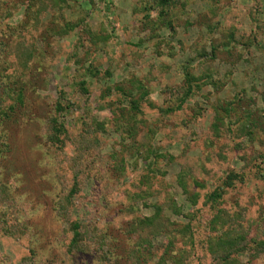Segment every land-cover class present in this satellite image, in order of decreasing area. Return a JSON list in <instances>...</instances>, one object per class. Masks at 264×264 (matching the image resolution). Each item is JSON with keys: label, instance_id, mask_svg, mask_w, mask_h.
<instances>
[{"label": "rangeland", "instance_id": "rangeland-1", "mask_svg": "<svg viewBox=\"0 0 264 264\" xmlns=\"http://www.w3.org/2000/svg\"><path fill=\"white\" fill-rule=\"evenodd\" d=\"M263 244L264 0H0V264Z\"/></svg>", "mask_w": 264, "mask_h": 264}, {"label": "trees", "instance_id": "trees-1", "mask_svg": "<svg viewBox=\"0 0 264 264\" xmlns=\"http://www.w3.org/2000/svg\"><path fill=\"white\" fill-rule=\"evenodd\" d=\"M189 79H191V78L189 77L188 80H189ZM190 95H191V92H190V90H188L187 93H186V98H185V100L188 99V98L190 97ZM56 122H57V120H56ZM56 125H57V124H56ZM232 178H233V177H232ZM232 178H229V179H228V185H232ZM222 190H223V189H222ZM220 191H221V189L216 190V191L211 195V199L214 200V199L220 198V194H219ZM80 229H81L80 224L77 223V224L74 225V233H75V237H74V240H73V242H72V246H77V243H78V241H79V237H80V234H79ZM263 245H264V244H263Z\"/></svg>", "mask_w": 264, "mask_h": 264}]
</instances>
